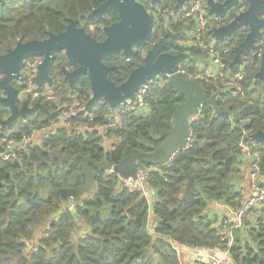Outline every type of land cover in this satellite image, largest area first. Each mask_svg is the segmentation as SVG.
<instances>
[{
    "label": "trees",
    "instance_id": "1",
    "mask_svg": "<svg viewBox=\"0 0 264 264\" xmlns=\"http://www.w3.org/2000/svg\"><path fill=\"white\" fill-rule=\"evenodd\" d=\"M106 1L0 0V57L19 44L42 42L51 34L66 32L71 21H79L78 26L87 34L97 42L103 41V28L118 23V15L108 12L103 20H90L89 16ZM140 2L153 19L151 40L137 47L136 56L130 60L121 54L104 60L120 71L118 81L113 75L110 79L117 86L125 82L143 65L144 52L169 42L173 36L176 44L167 46L164 52L187 55L181 65L186 77L195 75L198 59L208 57V53L177 43L195 25L158 16V8L178 11L175 0H162L156 6L150 0ZM217 23L212 21L201 34L205 43L213 40V29L220 26ZM247 34L242 30L224 42L216 41L217 54L233 72L243 67L242 80L229 90H223L219 83L199 82L208 98L220 93L217 106L225 113L215 115L211 106L202 107L190 123L187 154L179 152L165 166H145L146 187L154 193L152 203L141 193L124 189L116 172L94 166H90L94 189L88 194L84 160L118 165L130 155L148 154L162 147L173 127L175 111L185 103V97L174 90L166 75L151 82L147 110L126 117L124 128L108 135L118 141L107 150L95 128L107 125L112 111L108 104L94 105L88 116L81 114L67 122V127L61 126L63 106H71L76 100L89 102L91 98L87 76L71 89L64 71L72 72L76 65L64 52L57 55L49 73L53 86L47 91L46 83L40 85L42 92L55 97L53 103L40 102L46 112L39 111L6 126L3 123L10 119L11 111L0 104V156L5 152V140L20 142L25 136L44 133L39 144L17 153L16 158L0 159V264H182L177 246L227 250L216 228L217 219L209 217L208 211L215 202L238 207L237 184L245 173L239 145L245 138L244 131L264 133V84L256 79L260 60L255 51L246 50L242 64L232 66L236 49ZM237 86L241 90L234 96ZM4 96L0 90V98ZM82 127L89 131L81 132ZM254 151L260 155L264 175V144L255 142ZM52 152L66 160L45 165ZM72 198L73 211L68 207ZM250 215L252 220L248 219ZM250 215L244 228L235 233L231 264H264V205ZM151 216L156 225L153 233L149 230ZM38 233L41 238L37 240Z\"/></svg>",
    "mask_w": 264,
    "mask_h": 264
},
{
    "label": "water",
    "instance_id": "2",
    "mask_svg": "<svg viewBox=\"0 0 264 264\" xmlns=\"http://www.w3.org/2000/svg\"><path fill=\"white\" fill-rule=\"evenodd\" d=\"M141 0H107L99 9L90 16V20L97 18L102 20L105 13L111 12L118 15L119 22L104 30L107 39L104 42H97L90 34L78 28V21H71L67 31L54 35L42 42L33 41L26 44H19L7 55L0 57V90L5 96L0 99V104L11 111L10 119L3 125L11 126L16 120H23L33 116L39 111L46 112L41 104L32 108L27 103L22 107L17 104L16 82L22 81L21 70L25 61L34 57L43 58L40 67L39 84L46 83L50 87L53 82L50 78V70L57 55L64 52L70 63L77 66L73 72L64 71L66 80L72 90L75 89L76 81L87 74L91 83L92 99L88 103L87 111L94 105L105 101L110 109H115L126 99L134 98L140 87L151 83L160 75L168 77L170 85L176 92L185 97V103L180 105L174 113L173 127L166 134V140L162 147L148 154H133L123 159L118 165L107 162L94 163L90 159L84 160V175L87 179V192L92 194L94 187V173L90 166L99 170L116 172L121 178L132 177L137 169H145V166L161 167L168 165L179 153L187 154L191 138V119L200 113L204 106H211L215 115L225 113L217 106V98L220 93L208 98L204 88L197 82L190 81L178 72V65L187 55L173 56L161 53L165 45L155 46L145 60V65L133 73L129 79L115 86L107 79V74L114 72L119 74L116 67H106L103 59L123 54L126 59L134 55L135 47H144L151 40L153 34V19L146 10ZM176 7L181 9L188 0H175ZM242 1L247 9L240 12L234 19L231 12L238 8ZM151 5L156 6L162 0H150ZM209 15L214 17L219 27L213 29V39L224 42L231 39L239 31L248 30L245 41L236 49V57L232 66L242 64V54L246 50L256 49V41L262 40L261 30L264 29V0H225L223 3H210ZM175 36L169 44L174 42ZM264 84V54L260 60V71L256 76ZM61 126L67 127L63 118H60ZM257 144H264V133L258 132L252 136ZM66 157L55 152L50 153V161L44 163L53 166L56 161L63 162ZM191 161L185 165V171ZM42 164H38L40 166Z\"/></svg>",
    "mask_w": 264,
    "mask_h": 264
},
{
    "label": "built area",
    "instance_id": "3",
    "mask_svg": "<svg viewBox=\"0 0 264 264\" xmlns=\"http://www.w3.org/2000/svg\"><path fill=\"white\" fill-rule=\"evenodd\" d=\"M211 2L219 4L223 3V0H188L178 11H164L158 8L157 14L158 16L162 15L166 21L192 22L196 26L194 31H192L193 40L195 42L193 47L203 49L208 53V57L198 59L196 64L198 72L195 75L186 77V72L181 63L178 65V72L182 73L184 77L190 81L197 83L215 82L219 83L223 90H229L235 87L239 80H242L243 68H241L239 72H233L217 54L216 41L213 39L209 43H205L201 36L212 21V17L209 15ZM214 21L217 20L214 18ZM191 43L190 40L186 42L189 46ZM263 54L264 37L259 41V46H256L255 49V56L257 59L261 60ZM42 64L43 58L41 57H34L25 61L21 70L22 81L16 82V89L18 92L17 100L22 103L31 104L29 105L30 108L36 104H40L42 100L48 103H53L55 101V97L50 92L47 93L40 90L39 77ZM240 90V87L237 86V90L233 92V95L237 96ZM150 91L151 83L140 87L134 98H128L117 108L111 109L112 111L107 119V125L96 127V132L105 139L109 134L122 130L126 117L133 114L140 115L147 110L146 97L149 95ZM92 96L93 94L91 92L90 100ZM89 102L76 100L71 106H63L60 110V118H63L65 123H67L81 114L88 116L87 106ZM99 104L107 103L102 101ZM198 115L194 116L191 120H195ZM90 121H93V117H90ZM80 131L86 132L89 131V129L88 127H82ZM252 136L253 134L244 131L245 138L239 145L242 153V161L244 162V166L248 168V188L247 190L242 188L239 189L240 199L238 207L232 208L229 206L228 216L222 218L217 227L222 240L227 245V250L197 248L193 253L196 264H231L230 248L234 244L235 233L244 228L246 219L251 214L252 210L258 209L264 205V175L261 173L260 169V155L258 152L254 151L255 141ZM34 138L35 134L31 137L25 136L20 142L5 140V152L0 156V159L3 161L12 160L16 158L17 153L25 151L31 146H36L38 142L34 143ZM147 180L148 171L146 169H137L132 177L121 178V186L129 192L141 193L149 203H152L153 194L148 191L146 187ZM71 201L72 203H70L68 207L69 210L73 211L75 208L73 198ZM155 228L156 225L151 223L149 226L150 232L153 233Z\"/></svg>",
    "mask_w": 264,
    "mask_h": 264
},
{
    "label": "crops",
    "instance_id": "4",
    "mask_svg": "<svg viewBox=\"0 0 264 264\" xmlns=\"http://www.w3.org/2000/svg\"><path fill=\"white\" fill-rule=\"evenodd\" d=\"M244 172L245 173H244L243 179L237 184L238 190L240 188L247 190V188H248V173H247L248 168L246 166L244 167ZM152 194H153V199H154V193H152ZM228 207L229 206L225 205L224 203L215 202L209 208V211H208L209 217H211L212 219H217L216 228L219 226L221 219L228 216V213H229ZM248 219L252 220L253 215H250ZM151 223L152 224L154 223V217L153 216H151ZM177 250L182 255V264H196L194 256H193L195 249L183 247V246H177Z\"/></svg>",
    "mask_w": 264,
    "mask_h": 264
},
{
    "label": "flooded vegetation",
    "instance_id": "5",
    "mask_svg": "<svg viewBox=\"0 0 264 264\" xmlns=\"http://www.w3.org/2000/svg\"><path fill=\"white\" fill-rule=\"evenodd\" d=\"M106 2H107V1H106ZM223 2H224V1H223ZM246 9H247V6H246L242 1H240V5H239V7L236 8V9H234V10L230 13V14H231V17H233L234 13H236V15H238L240 12H243V11H245ZM106 14H108V13H105L104 17L106 16ZM104 17H103V19H104ZM95 19L98 20L97 18H95ZM95 19H94V20H95ZM103 19H102V20H103ZM233 19H234V18H233ZM259 19H264V16L259 17ZM78 22H79V21H78ZM218 23H219V21H218ZM224 23H225V21L221 22L220 24H224ZM78 25H79V23H78ZM77 27L80 28V29H83V28H81V27H79V26H77ZM110 27H111V26H110ZM106 28H109V27H104V28H103V32H104V30H105ZM83 30H84V29H83ZM84 31H85V30H84ZM245 31L248 32L247 29H245ZM85 32H86V31H85ZM261 33H262V38H263V37H264V29L261 30ZM104 34H105V33H104ZM90 35H91V34H90ZM92 38H93V37H92ZM106 39H107V37H106V35H105V39H104L103 41H101V42H104ZM171 40H172V39H171ZM171 40H170V41H171ZM170 41H169V42H170ZM175 41H176V39H174V42H173L172 44H176ZM169 42H166L165 44H163V45H165V47L161 50V53H166V52H164V49H166L167 46L172 45V44H169ZM258 42H259V41H258ZM156 46H159V45H156ZM154 47H155V46H154ZM154 47H152L151 50L146 51V52L143 53V54H144V55H143L144 62H143V65H141L138 69H140L141 67H143V66L145 65V60H146V58H147V55H148V53H149L150 51L153 50ZM136 48H137V47L134 48V55H133L132 57L136 56V52H135V49H136ZM166 54H170V53H166ZM121 55L123 56V54H121ZM171 55H173V54H171ZM173 56H178V55H173ZM123 57H124V56H123ZM132 57H131V58H132ZM124 58H125V57H124ZM131 58H130V59H131ZM106 59H108V58L103 59V64H104L106 67H116V66H108L107 64H105V63H104V60H106ZM125 59H126V58H125ZM130 59H129V60H130ZM126 60H128V59H126ZM116 68H117V67H116ZM76 69H77V66H76L75 70H76ZM138 69H137V70H138ZM75 70H73V71H75ZM117 70H118L119 74H116V73H114V72H110L109 74H107V79H108L110 82H112L115 86H117V85L115 84L114 81H112V80L110 79V76L113 75V76L115 77V79L118 81V80L120 79V71H119L118 68H117ZM137 70H135L133 73H135ZM73 71H72V72H73ZM133 73H132V74H133ZM132 74H131V75H132ZM131 75H130V76H131ZM83 76H87V77H88L87 74H85V75H83ZM83 76H82V77H83ZM130 76H129V77H130ZM160 76H162V75H160ZM129 77H128V79H129ZM79 79H80V78H79ZM79 79H78V80H79ZM88 79H89V78H88ZM128 79H127V80H128ZM78 80H77V81H78ZM127 80H126V81H127ZM77 81H76V82H77ZM126 81H125V82H126ZM89 82H90V80H89ZM125 82H123V83H125ZM123 83H121V84H123ZM121 84H120V85H121ZM120 85H119V86H120ZM90 86H91V83H90ZM117 87H118V86H117Z\"/></svg>",
    "mask_w": 264,
    "mask_h": 264
},
{
    "label": "rangeland",
    "instance_id": "6",
    "mask_svg": "<svg viewBox=\"0 0 264 264\" xmlns=\"http://www.w3.org/2000/svg\"><path fill=\"white\" fill-rule=\"evenodd\" d=\"M223 1H225V0H223ZM212 21H214V17H212ZM212 21H211V22H212ZM195 27H196V26H193V28H190V29H192V30L187 31L186 34L183 36L182 39H178V40H177V43H178L180 46H183V47H185V48H192V47H193V45L195 44V42H194V40H193L192 31H194L193 29H195ZM187 40H190V41L192 42V43L190 44V46L186 44ZM255 45L258 47V46H259V42L256 41ZM222 47H223V44H222ZM253 53H254V52H253ZM241 68H243V67H241ZM46 89H47V91L50 90V86H49L48 84H46ZM17 101L21 104V106H23L24 103L20 102L19 100H17ZM31 108H32V107H31ZM43 134H44V133H42V132H40V133H36V134H35V138H34V143H37V142L39 143V142H40V139H41V137H42ZM117 141H118V140H117L116 137H114V136H112V137H106V138L104 139V141H103V145H104V147H105L106 149H109V148L112 146V144L115 143V142H117ZM38 143H37V144H38ZM93 189H94V187H93ZM255 219H256V218H255ZM39 238H41V234H40V233H38V238H37V240H38Z\"/></svg>",
    "mask_w": 264,
    "mask_h": 264
},
{
    "label": "bare ground",
    "instance_id": "7",
    "mask_svg": "<svg viewBox=\"0 0 264 264\" xmlns=\"http://www.w3.org/2000/svg\"><path fill=\"white\" fill-rule=\"evenodd\" d=\"M234 14H236V13H234ZM217 24H219V23H217ZM219 25H221V24H219Z\"/></svg>",
    "mask_w": 264,
    "mask_h": 264
}]
</instances>
